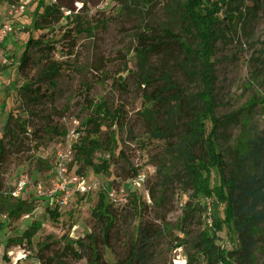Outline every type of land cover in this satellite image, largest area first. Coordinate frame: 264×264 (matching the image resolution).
<instances>
[{
	"label": "trees",
	"instance_id": "obj_1",
	"mask_svg": "<svg viewBox=\"0 0 264 264\" xmlns=\"http://www.w3.org/2000/svg\"><path fill=\"white\" fill-rule=\"evenodd\" d=\"M6 1L11 4L20 2ZM130 1L131 5L123 6V12L140 13L142 4L149 7L154 0ZM234 1L238 2L173 0L168 12L179 27L176 29L178 32L171 20L163 27L147 25L140 29L135 36V53L143 110L137 120L130 122L123 103L110 106L104 100L97 103L89 100L92 89L84 85L90 113L79 124V138L73 146V163L80 165L77 173L84 175V170L90 169L95 175L108 174L115 160L124 156L123 150L116 156L119 145L117 133L131 125L141 128L142 136L149 140L146 145L159 144L154 148L164 153L160 161L161 178L150 190L146 181L150 206L136 194L126 196V203L119 207L106 203L101 197L92 214L96 221L93 231L77 241L70 240L68 235L60 239L47 237L38 245L35 255L39 264H109L106 261L108 251L115 257L116 264H150L156 241L169 237L167 235L171 232L167 218L176 210L177 193L187 195L188 200L177 225L182 236L175 238L173 250L185 248L190 237L189 226H199L190 249L185 252L186 264H237V256L240 262L249 264L254 261L258 224L264 222V211L256 212L259 205L264 206V135L239 151L234 160L235 171L239 173L233 175L219 143L220 129L225 123L216 117L218 103L215 99L213 59L217 41L227 35L221 28L222 22L227 21V26L234 28L237 22L246 20L248 14L247 6L240 8ZM63 18L57 4L48 5L34 22V28L40 32L47 31ZM76 19L77 25L61 36V42L68 43L65 48L71 53L77 47V34H83L85 30L91 32L79 18ZM45 37L46 34L36 40L29 38L16 65L17 74L26 81L18 89V94L23 104L32 108V111H27H31L32 118L20 122L8 115L0 139V208L6 207V213L13 219L32 214L35 210L32 202L7 195L5 176L14 158L24 154L22 149L27 142L34 141L35 148L39 149L46 143L45 137L66 138L68 133L55 120V117L64 115L53 108L54 95L51 93L63 68V63L54 58L59 41L48 42ZM37 67H41L39 76L32 77L31 72ZM119 80L123 96L127 88L124 80ZM45 85L50 86L45 89ZM193 85L198 86L196 92L192 91ZM45 106L50 107L51 113L42 112ZM247 164L252 167L250 174L243 173ZM139 173L135 168L123 172L118 176L120 183L115 186L120 187L121 182H128ZM177 186H180V192ZM220 205L224 206L222 218L211 216V206L217 208ZM123 210L130 211L127 214L133 219L138 217L139 224L136 238L128 240L121 249L119 228L122 227ZM0 211H4L3 208ZM149 213L153 217L144 221V215ZM208 217L212 219L209 221ZM41 227L42 224L34 222L21 238L12 243L31 248ZM226 228L239 234L241 251L230 252L218 244V234Z\"/></svg>",
	"mask_w": 264,
	"mask_h": 264
},
{
	"label": "rangeland",
	"instance_id": "obj_2",
	"mask_svg": "<svg viewBox=\"0 0 264 264\" xmlns=\"http://www.w3.org/2000/svg\"><path fill=\"white\" fill-rule=\"evenodd\" d=\"M52 1L55 0H20L29 2L21 14L20 2L11 4L6 0H0V26L10 23L13 28V34L7 43L0 47V139L8 115L11 114L13 119L20 122L32 118L30 116L32 108L23 104L18 94V89L26 81L16 71V65L29 38L36 40L46 34L48 42L59 41L56 44L54 58L63 63V68L51 93L54 95L53 108L63 113L64 117L57 116L55 120L68 132H76L79 136L77 133L79 128L74 122L80 124L90 113L89 102L85 101L84 85L92 89L89 100H93L94 103L104 100L110 106L123 103L130 122L137 120L139 112L143 110V100L139 87L135 36L147 25L163 27L169 25L170 20L175 30L179 28L168 12V6L173 0H154L149 7L139 5V10H142L140 13L123 12V6L131 5L130 0H56L55 4L61 8L64 18L59 24L40 32L34 28V22ZM235 3L240 8L248 7L246 20H240L234 28L227 26V21L222 22L221 28L227 35L217 41L213 59L216 76L215 99L218 103L216 117L225 123L220 129L219 143L233 175L239 173L235 171L234 164L239 151H243L253 140L264 135V0H238ZM225 12L226 8L221 18ZM76 18H79L78 20L91 32L85 30L83 34H77V47L71 53L65 48L68 43L61 42V36L67 29L77 25ZM40 71L41 67L35 68L31 76L38 78ZM119 78L124 80L127 88L123 96L120 94ZM47 86L45 85V89ZM197 90L198 86L193 85L192 91ZM28 110L31 111L28 113ZM49 110L50 107L45 106L42 112L51 113ZM130 128L132 130L133 126L129 125L124 131L117 133L119 145L116 156L120 150H123L124 156L123 159L115 160L108 174L95 175L87 169L84 170V175H79L77 171L80 165L72 163L69 173L82 176L88 191L85 194L76 192L66 205H56L54 200L39 197L36 192L38 184L44 186L48 192L55 187L53 173L57 154L65 149L66 138L45 137L46 143L39 149L35 148L34 141L27 142L25 149H22L24 154L14 158L5 176V188L9 196L20 180H27L28 187L22 199L32 202L35 210L32 214L13 219L6 213L7 208L1 206L0 210L3 208L4 211H0V264H39L35 255L38 245L47 237L60 239L68 235L70 240L77 241L90 234L96 222L92 214L100 198L103 197L106 203L113 204L108 198L109 191L116 193L115 200L118 202L116 207L124 204L129 194H136L147 205H152L146 184L145 189L141 190H134L129 181L121 182L120 187L115 186L120 183L118 176L123 172H129L131 168L137 169L144 180L148 181L149 190L159 183L161 178L160 161L164 153L154 148L159 144L146 145L149 140L142 136L141 128H133V131H130ZM208 128L209 130L212 128L210 123ZM251 168L247 164L243 173L250 174ZM176 188L180 192V186ZM175 200L176 210L167 218L171 232L167 235L169 237L156 241L150 264H178L180 253H176L172 245L176 237L182 236L177 225L188 199L187 195L177 193ZM250 206L248 204V207ZM55 209H57L55 214H51ZM211 209V216L214 214L216 218H222L223 205L217 208L211 206ZM263 211L262 205L256 209L258 213ZM128 212L130 211L121 212L123 213L120 221L122 227L119 228L121 249L128 240L136 238L139 224L138 217L133 219ZM27 216L29 217L26 218ZM152 217L150 213L145 214L143 220L149 221ZM124 218L130 219L126 221ZM211 219L208 217L209 221ZM34 222H39L42 227L34 237L31 248L12 243L21 238ZM158 225L161 226L160 223ZM258 228L259 233L253 249L255 259L249 264H264V222L258 224ZM189 231L190 237L186 240L188 243L181 253L184 257L199 231V226L191 225ZM218 236L220 238L218 244L223 248L230 252L241 251L239 234H234L226 228ZM239 259L237 256V264H247L240 262ZM106 261L109 264L117 262L109 251L106 253Z\"/></svg>",
	"mask_w": 264,
	"mask_h": 264
},
{
	"label": "built area",
	"instance_id": "obj_3",
	"mask_svg": "<svg viewBox=\"0 0 264 264\" xmlns=\"http://www.w3.org/2000/svg\"><path fill=\"white\" fill-rule=\"evenodd\" d=\"M29 2H20L19 12L24 13L26 6ZM55 1H52V4H55ZM13 34V28L10 23H4L0 26V47L5 44L10 35ZM74 125L79 127L77 122H74ZM76 132H68L66 135V147L63 152L57 154V160L54 168V181L55 187L50 192L46 191L44 186L38 184L36 187V192L39 197L48 198L54 200L56 205H66L67 202L72 198L73 194L81 193L85 194L88 191L86 187V181L82 176L77 174L69 173L70 166L73 163L74 158V149L73 146L78 141V136ZM74 141V143H73ZM134 190L145 189L146 181L142 175L129 181ZM28 187L27 180H20L14 190H12L9 195L14 199L21 198ZM116 193L114 191L108 192L109 201L114 205L118 204L115 200ZM126 203V200L123 202ZM27 216L26 218H28ZM176 253H180L178 264H186V258L181 255L182 249H176Z\"/></svg>",
	"mask_w": 264,
	"mask_h": 264
},
{
	"label": "crops",
	"instance_id": "obj_4",
	"mask_svg": "<svg viewBox=\"0 0 264 264\" xmlns=\"http://www.w3.org/2000/svg\"><path fill=\"white\" fill-rule=\"evenodd\" d=\"M6 43H7V41L5 42V44H6ZM5 44H4V45H5ZM4 45H3V46H4Z\"/></svg>",
	"mask_w": 264,
	"mask_h": 264
}]
</instances>
